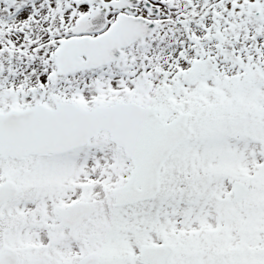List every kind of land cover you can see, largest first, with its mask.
I'll return each mask as SVG.
<instances>
[{
	"label": "snow or ice",
	"instance_id": "obj_1",
	"mask_svg": "<svg viewBox=\"0 0 264 264\" xmlns=\"http://www.w3.org/2000/svg\"><path fill=\"white\" fill-rule=\"evenodd\" d=\"M0 264H264V0H0Z\"/></svg>",
	"mask_w": 264,
	"mask_h": 264
}]
</instances>
